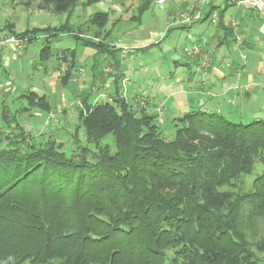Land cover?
I'll use <instances>...</instances> for the list:
<instances>
[{"label": "trees", "instance_id": "1", "mask_svg": "<svg viewBox=\"0 0 264 264\" xmlns=\"http://www.w3.org/2000/svg\"><path fill=\"white\" fill-rule=\"evenodd\" d=\"M100 1L39 0L38 9L70 14ZM150 3L142 0L132 19ZM107 19L96 12L91 22L103 27ZM65 32L73 35L67 21L13 35L31 42ZM66 50L68 81L75 50ZM50 52L46 45L40 59ZM20 97L27 106L18 114L52 111L45 95ZM83 103L85 141L71 142L70 154L1 111L9 131L0 132V264H247L252 247L264 252L242 223L244 214L264 216V119L192 109L166 137L156 113L137 114L122 99Z\"/></svg>", "mask_w": 264, "mask_h": 264}, {"label": "rangeland", "instance_id": "2", "mask_svg": "<svg viewBox=\"0 0 264 264\" xmlns=\"http://www.w3.org/2000/svg\"><path fill=\"white\" fill-rule=\"evenodd\" d=\"M199 1L201 0H151L149 7L137 20L132 19L134 18L132 16L137 15V7L142 0H101L91 6L79 5L70 14L39 10V0H0V83H8L6 86L0 85V114L3 109H7L6 113L10 117L16 114V120L23 125L24 130L35 138L50 136L57 142H64L65 150L70 154L71 142L85 141L84 129L79 118L80 110L85 106L83 101L95 104L119 98L129 104L133 111L138 112L137 114H142L147 112L146 109L152 103L151 99L156 98L157 103L155 101L152 111L156 113V109L161 107L163 112L164 99L168 93L159 89V86L164 84V80H160L163 79L161 75L167 76L169 72H175L173 60H177L179 65L175 76L184 79L179 83L183 88V85H187L185 78L191 68L186 65L187 58H191L190 55L199 50L195 40L207 37L212 46L216 47L218 43V37L214 35L216 25L210 24L208 19L194 23L190 30L179 26L180 15L181 23L190 24L193 18L198 17L196 11L201 12L202 8L208 11L211 5L223 8L226 3L225 0H202L201 3ZM255 1L240 0L237 1V5L255 6ZM260 1L264 3V0ZM178 10L182 13L180 14ZM187 10H195L194 15L191 14L192 19V16L187 18L188 15L183 13ZM257 10L264 13V9ZM96 12L108 13V19L103 27L91 22V17ZM234 13L235 6H228L224 21L227 22ZM251 13L254 18L257 16L255 11ZM66 21L73 35L66 32L58 33L45 40V35L41 33L42 35L39 34L31 42L13 35L33 27H57ZM9 24L13 25V31L7 27ZM74 34L80 39L75 38ZM263 34L262 26L257 23L245 32L244 37L239 32L235 37L231 34L226 35L224 43L219 45L222 47L221 54L226 58L225 61L228 58L232 64L242 65L246 61L254 64L252 62L257 56L255 51L261 50L264 54V47L255 44L254 51L252 48H247L246 43H250V40L254 41L253 37H261ZM86 39L102 42L104 48L84 45ZM14 40L19 41L12 43L15 51L12 50L10 43ZM46 45L50 46L51 52L49 58L42 61L40 51ZM24 48L26 50L22 51ZM66 49L75 50V63L68 81L63 79V74L72 64V58L69 53H64ZM16 52L20 53L15 55ZM202 64L205 66L204 62ZM109 65H116L124 76L121 84L123 93H119L120 89L114 86L113 82L121 80L117 78L114 81V77L111 76L113 71ZM193 70L196 68L193 67ZM165 82L168 83L166 80ZM213 82L214 93L219 96L214 98L203 94L201 98L212 99V107L217 106L220 110L231 107L230 111H226L229 113H223L230 120L249 122L256 117L264 118V90L261 87H256L258 98L252 97L250 88L251 93L246 101L242 93L249 89L243 86L242 78L237 82L236 78L232 79L231 82L235 83L237 88L224 94L225 85L218 81ZM126 89L132 92H144L143 95L148 97H138L137 103L132 102L131 98L125 96ZM101 90L105 91L104 93L113 90L111 99L107 100L105 95H100ZM30 91L44 94L52 111L49 113L36 111L39 112L38 115L34 114V110H29L18 114L17 109L27 106L26 100L20 95H26ZM154 95L155 97L152 98ZM201 98L197 93L193 96V101L196 102ZM227 99L230 103H227ZM212 110L215 111V108ZM161 120L157 117L163 133L166 137H170L174 133L176 122L168 113L162 114ZM8 131L0 116V132H4L5 135ZM250 183L251 180L248 179L244 188H248L247 184ZM244 215L247 216L244 222L242 221L246 240L251 244H262L264 216ZM251 249L254 257L247 264H264V252L257 251L255 246ZM166 253L169 258L173 257L171 251L167 250Z\"/></svg>", "mask_w": 264, "mask_h": 264}, {"label": "crops", "instance_id": "3", "mask_svg": "<svg viewBox=\"0 0 264 264\" xmlns=\"http://www.w3.org/2000/svg\"><path fill=\"white\" fill-rule=\"evenodd\" d=\"M237 1H240V0H228V1L225 0L226 3L223 8H219L217 6L218 8L212 9V11L210 10V8L208 11H204V9L202 8V10H200L201 12H197V11L195 12V10L193 11L187 10V12H183L185 15H188L187 18H190L192 16L191 14H193L194 12L197 13V16H198L195 18H193L192 16L191 19L193 18V20H192V23L190 24L181 23L182 16L180 15V17H178L179 18L178 22H180V25H179L180 28H183V26H185V28L183 29L190 30L196 23L205 21L202 19L206 15H208V13L210 12L207 19L210 21V24L212 23L216 25V30H215L214 35L218 37V40H217L218 43L216 44V47L212 46L207 37H203V38L200 37L198 38V40H195L197 41L199 50L195 51L193 55H190L191 58H187L188 61L186 65H188L187 67L189 66L191 67L187 77L185 78L186 84L188 86L183 85V88H181V84L179 83L180 81L184 79L175 76L177 69H178L177 67L179 65L177 60H173L175 72H169L167 76L161 75L163 79H160V80H164V84L160 85L159 89L160 91H167L168 93L164 99L165 106L163 109V115L168 113V115L171 116L173 120L179 116H182L184 113L192 109H200L203 111L212 112L213 108H215V111L221 114L229 113L226 111H230L231 107L220 110V108L217 106L212 107L211 105L212 99L206 98L204 100L201 98V95L203 94L211 95L214 98L219 96L217 95L216 92L214 93V89L212 88V86H214L215 83L213 81H218L225 85L223 87L224 89L223 94H224L225 92H229L230 90H235L237 88V86L234 85L235 83L231 82L232 79L236 78V82H237L239 81L240 78H242L243 86L249 89L248 91H245L244 93H242V96L244 99H246V101L248 100V97L250 96L251 90L253 93L252 97L258 98V93L256 91L257 86L261 87L264 90V54L261 53V50L255 51L256 47H254L255 44L259 45L260 47H264V34L263 36L261 35V37L260 36L253 37L254 41L250 40V43H246L247 48H252V50L257 52L256 54L257 56L254 58L255 60H253L252 62L254 64H249L250 63L249 61H246L242 65H238L236 63L232 64V62L228 58H227L228 62L227 60L225 61L226 58H224L223 55L221 54L222 47H220L219 45H222L224 43L225 41L224 37L226 35L231 34L232 36L234 35L235 37L236 33L239 32V34L244 37L245 32L249 28H251L252 25L254 26L258 23L259 26L261 27L263 24L264 13H261L260 11L258 12L256 7L253 5L252 6L237 5ZM230 5L235 6V13L234 15L230 16L227 22H225L224 21L225 13H226L227 7ZM212 6H216V5H212ZM253 11H255V13L257 14L255 18L252 16V13H251ZM181 13L182 12H180V14ZM225 27L230 28V31L229 30L227 31ZM168 30L170 29L168 28ZM192 41L195 42L194 40ZM10 43L12 44V42ZM26 48H24L22 51H25ZM12 50L15 51L13 48V44H12ZM16 53L14 54L18 55L20 52H16ZM203 62L205 66H203L202 64ZM109 66L113 71V74L111 73V76L114 77V81L117 78L118 79L120 78L121 80L116 83L113 82L114 86L120 89L118 90L119 93H123L121 84H122V79L124 76L121 75V72L118 68H116V65H109ZM193 67H195L196 70H193ZM92 71H94V68L92 69ZM196 71L198 72V74ZM165 80L168 81V83H166ZM6 83L7 82H2L0 83V85L6 86ZM104 92L105 91L101 90L100 95H105L104 97L107 100H110L111 95H112L111 92H113V90L112 91L107 90L106 93ZM143 93H138L137 91L132 92L126 89L125 96L131 98L133 100L132 102L137 103L138 102L137 99H139L138 97H148L146 95H143ZM197 93L199 94V97L201 99H198L196 102H194L193 96H195ZM114 94L116 95V93ZM3 95L4 94L2 93V96ZM39 95H44V94H39ZM154 97L155 95L152 96V98ZM155 99L156 98L151 99L152 103L150 107L146 109L147 114H155L154 111H152V108L154 107L153 105L155 104V101H156ZM227 103H230L229 99H227ZM34 114L39 115V112L34 111ZM256 119H264V118L256 117Z\"/></svg>", "mask_w": 264, "mask_h": 264}, {"label": "built area", "instance_id": "4", "mask_svg": "<svg viewBox=\"0 0 264 264\" xmlns=\"http://www.w3.org/2000/svg\"><path fill=\"white\" fill-rule=\"evenodd\" d=\"M201 1H202V0H201ZM201 1H199V2L201 3ZM255 2H256V4H254V5H255V7H256L257 9H259V10H263V9H264V3H263L262 1H260V0H256ZM262 31H263V33H264V22H263V24H262ZM7 41H10V39H8ZM20 41H21V40H20ZM11 42H12V43H19V41H16V40L11 41ZM156 114H157V117L159 118V120L162 121V120H161V117H162L163 112H162V108H161V107H158V109H156Z\"/></svg>", "mask_w": 264, "mask_h": 264}]
</instances>
